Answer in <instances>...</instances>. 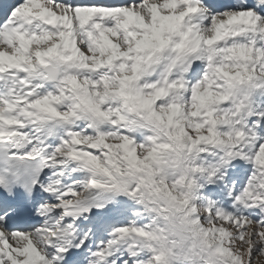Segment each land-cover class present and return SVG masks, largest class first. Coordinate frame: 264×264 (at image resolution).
<instances>
[{
	"label": "snow or ice",
	"instance_id": "6c2138e0",
	"mask_svg": "<svg viewBox=\"0 0 264 264\" xmlns=\"http://www.w3.org/2000/svg\"><path fill=\"white\" fill-rule=\"evenodd\" d=\"M264 0H0V264H257Z\"/></svg>",
	"mask_w": 264,
	"mask_h": 264
},
{
	"label": "rangeland",
	"instance_id": "374dc122",
	"mask_svg": "<svg viewBox=\"0 0 264 264\" xmlns=\"http://www.w3.org/2000/svg\"><path fill=\"white\" fill-rule=\"evenodd\" d=\"M257 264H264V257H259L257 259Z\"/></svg>",
	"mask_w": 264,
	"mask_h": 264
}]
</instances>
